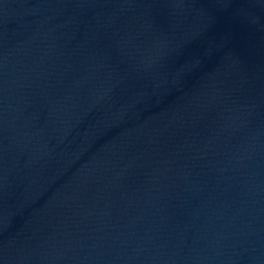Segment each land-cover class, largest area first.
Here are the masks:
<instances>
[{"label": "water", "instance_id": "water-1", "mask_svg": "<svg viewBox=\"0 0 264 264\" xmlns=\"http://www.w3.org/2000/svg\"><path fill=\"white\" fill-rule=\"evenodd\" d=\"M0 264H264V0H0Z\"/></svg>", "mask_w": 264, "mask_h": 264}]
</instances>
